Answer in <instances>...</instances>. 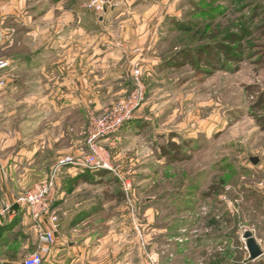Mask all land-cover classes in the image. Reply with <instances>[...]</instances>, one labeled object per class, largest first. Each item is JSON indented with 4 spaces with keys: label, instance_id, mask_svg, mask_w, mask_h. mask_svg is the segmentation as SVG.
Here are the masks:
<instances>
[{
    "label": "rangeland",
    "instance_id": "obj_1",
    "mask_svg": "<svg viewBox=\"0 0 264 264\" xmlns=\"http://www.w3.org/2000/svg\"><path fill=\"white\" fill-rule=\"evenodd\" d=\"M92 1L84 11L96 16L111 7L94 12L87 8ZM179 2L178 20L189 31H179L167 18L152 44L146 40L138 46L132 37L116 39L121 27L114 24L108 28L115 38L100 45L134 54L151 46L149 53L156 51L159 65L142 67L144 100L134 119L103 140L116 170L112 180L124 193L121 179L131 188L126 204L117 203L96 218L101 251L85 255L90 262L114 264L123 254L124 264H247L254 261L249 260L246 232L264 247V120L259 124L255 119V114L264 117V107L252 110L264 92V0ZM149 12L147 6L137 16ZM139 28L152 30L133 21L125 32L131 36ZM231 34L242 35L231 47H241L243 59L227 64V70L199 71L190 63L162 68L180 49L195 50ZM122 78L86 89L88 96L93 92L100 93V101L109 99L105 105L86 107L87 141L90 117L134 93L135 78ZM170 141L182 146L186 160L162 157L161 148Z\"/></svg>",
    "mask_w": 264,
    "mask_h": 264
},
{
    "label": "crops",
    "instance_id": "obj_2",
    "mask_svg": "<svg viewBox=\"0 0 264 264\" xmlns=\"http://www.w3.org/2000/svg\"><path fill=\"white\" fill-rule=\"evenodd\" d=\"M89 1L0 0V63L6 64L0 68L6 84L0 92V207H11L0 224V264H23L37 248L36 223L16 204L18 198L50 178L60 159L87 154L85 109L109 99L88 96L86 89L118 77L134 79V62L136 68L159 65L151 46L139 54L102 48V41L115 38L108 27L118 24L122 30L116 39L132 37L139 46L146 40L152 44L157 28L180 16V0H109L111 7L101 16L84 11ZM147 6L149 14L137 16ZM133 21L152 30L139 28L129 36L126 26ZM112 177L108 171L61 170L53 208L60 228L44 264L102 263L84 256L101 251L96 218L117 203L126 204L128 196ZM117 188L122 192H113ZM261 249L263 256L247 264H264ZM121 260L126 262L123 254L114 264Z\"/></svg>",
    "mask_w": 264,
    "mask_h": 264
},
{
    "label": "built area",
    "instance_id": "obj_3",
    "mask_svg": "<svg viewBox=\"0 0 264 264\" xmlns=\"http://www.w3.org/2000/svg\"><path fill=\"white\" fill-rule=\"evenodd\" d=\"M110 1L93 0L87 6L88 9L102 13ZM6 64L0 63V68ZM143 77L142 68L134 71L135 91L127 99H123L101 115L90 117L89 137L87 141L88 153L82 158L64 157L59 160L57 168L46 181L34 185L28 192L18 198L16 204L25 208L38 229L36 251L27 256L23 264H44L56 244V234L60 228V220L53 208L59 198V174L67 167L82 168L92 171H108L116 174L111 165L110 156L103 146V140L116 135L125 123L134 119L138 107L144 100V89L141 83ZM6 84L0 80V92ZM124 190L129 196L131 184L122 180ZM11 213V207H0V224Z\"/></svg>",
    "mask_w": 264,
    "mask_h": 264
},
{
    "label": "trees",
    "instance_id": "obj_4",
    "mask_svg": "<svg viewBox=\"0 0 264 264\" xmlns=\"http://www.w3.org/2000/svg\"><path fill=\"white\" fill-rule=\"evenodd\" d=\"M260 7H256L254 12L255 17L259 15ZM171 24L179 31L186 32L189 28L186 24L180 22L178 19H172ZM242 40V35L231 34L225 40L217 43H209L201 48L192 50L190 48H183L174 53L168 61H166L162 68L176 69L185 66L187 63L192 64L197 70L209 68L212 70H227V64L242 62V48H232L236 43ZM264 107V92L259 93L257 100L252 106L253 111H259ZM256 121L260 124L264 117H259L255 114ZM182 146L170 141L166 146L161 148L162 157H167L170 162H181L186 160V156L182 154ZM106 172V171H105Z\"/></svg>",
    "mask_w": 264,
    "mask_h": 264
},
{
    "label": "water",
    "instance_id": "obj_5",
    "mask_svg": "<svg viewBox=\"0 0 264 264\" xmlns=\"http://www.w3.org/2000/svg\"><path fill=\"white\" fill-rule=\"evenodd\" d=\"M252 162L254 164H257L258 159L253 158ZM244 239L250 261H256L257 259L263 256V250L261 249L260 244L257 242V240L253 237V235L250 232L245 233Z\"/></svg>",
    "mask_w": 264,
    "mask_h": 264
}]
</instances>
